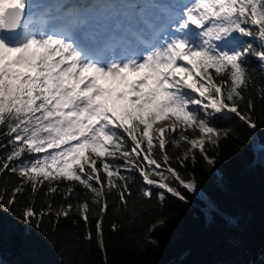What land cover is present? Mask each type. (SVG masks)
I'll list each match as a JSON object with an SVG mask.
<instances>
[{"label":"snow or ice","instance_id":"6c2138e0","mask_svg":"<svg viewBox=\"0 0 264 264\" xmlns=\"http://www.w3.org/2000/svg\"><path fill=\"white\" fill-rule=\"evenodd\" d=\"M27 7V0H0V178L18 177L10 187L0 185V212L19 213L36 229L53 226V235L73 211L86 226L94 215L98 244L106 251L102 223L117 204H110V194L126 208L135 174L146 185L145 198L153 187L184 202L185 193L198 191L195 175L185 180L168 163L166 144L186 142L214 166L217 157L204 152L203 134H211L215 145L227 136L219 125L233 116L256 128L246 61L255 56L264 67V0H190L174 13L180 34L142 58L117 55L131 45L128 37L100 43L88 32L76 35L86 19H68L71 12L53 17L39 3L31 13ZM234 34L252 38L259 50L241 46ZM132 36L146 43L138 33ZM258 96L264 100V86ZM173 118L186 128L173 122L155 129L154 140V124ZM166 172L179 188L152 178ZM57 196L67 202L55 204ZM158 198L164 200V193ZM204 202L210 216L219 214L210 192ZM92 238L89 227L84 239Z\"/></svg>","mask_w":264,"mask_h":264},{"label":"trees","instance_id":"16d2710c","mask_svg":"<svg viewBox=\"0 0 264 264\" xmlns=\"http://www.w3.org/2000/svg\"><path fill=\"white\" fill-rule=\"evenodd\" d=\"M151 1L155 0H132V12L139 16ZM110 2L117 5L116 0ZM234 35L241 46L252 43L259 50L252 38ZM246 63L254 82L247 94L255 99L251 119L256 128L247 127L235 116L223 120L219 126L227 136L219 137L215 145L204 141V152L217 157L214 166L207 165L199 149H190L186 142L177 148L166 144L168 163L185 180L195 175L200 195L185 193L184 202L165 189L153 187V196L145 198L142 191L146 185L135 174L131 184L134 194L126 208L118 204L116 193L110 194V204L112 200L117 204L102 223L106 251L98 244L94 215L86 226L79 212L73 211L68 219L60 220L53 235V226L45 224L36 229L25 225L19 213L0 212V264H170L175 259L173 264H264V100L258 96L259 87L264 86V67L251 55ZM177 127L186 128L183 124ZM188 134L192 135L191 129ZM153 150L158 151L155 145ZM152 178L179 188L167 172ZM16 183L15 175L0 178V185ZM67 186L61 184V188ZM76 188L81 194L85 192L78 184ZM161 192L164 200L158 198ZM208 192L219 205L216 216H210L205 207ZM66 202L55 198L57 205ZM89 227L93 238L85 240Z\"/></svg>","mask_w":264,"mask_h":264},{"label":"rangeland","instance_id":"374dc122","mask_svg":"<svg viewBox=\"0 0 264 264\" xmlns=\"http://www.w3.org/2000/svg\"><path fill=\"white\" fill-rule=\"evenodd\" d=\"M27 1L30 2V4H34L36 2L35 3L36 6L37 3L41 5L40 3L41 0H38L39 2H37V0H27ZM78 1L80 0H62V5H60L57 8H54L56 6V4L54 3L52 7L53 9L51 8V12L54 11L55 9H58L57 12H55V15L56 18H60V17H65L67 12H71L73 15H75V13L81 15V10H82L81 8H83L82 6L87 7L86 8L87 12L85 13L83 12L81 16L84 19H86L87 22L89 21L86 18V16H89L91 20L99 22V23H93L92 29L99 28L101 29V31H103V30H111L114 28L120 34L119 36H125L128 38L131 37L129 36V34L132 35L131 33L132 31H135V33L141 32V36L143 37L147 32L146 30L148 26L147 21L149 19H151V22L153 21V19L157 21L165 20L166 18L170 19L171 18L170 16L174 15L175 12L182 11L186 2H190V0H157V1L155 0L154 2L151 1L149 8L147 9L146 7L144 10H142L140 15L138 16L139 18L138 21H135L133 20L134 15L132 13L130 6L132 0H116L117 5L111 3L110 1L112 0H99V1L91 0V2L87 1L86 3H83L82 6L79 5ZM28 7L31 8V6ZM73 15L67 18L70 19L73 17ZM86 28L87 29L89 28L88 23L86 25ZM139 28H142V30L144 29L143 32L142 30L137 31ZM135 40L136 39L133 37V42H135ZM131 46L132 45H129V47ZM173 122L177 123V125L182 124L180 122L174 121V118L168 120L165 119L158 120L156 124H154L153 126L154 129L153 138L157 137L155 134V129H158L166 125H171ZM210 136L211 134H203L202 136L203 141L205 140L212 141V139H210ZM256 141L258 140L255 139V142ZM159 182L165 183L164 181H159ZM200 194L201 193H199V195Z\"/></svg>","mask_w":264,"mask_h":264},{"label":"bare ground","instance_id":"6f19581e","mask_svg":"<svg viewBox=\"0 0 264 264\" xmlns=\"http://www.w3.org/2000/svg\"><path fill=\"white\" fill-rule=\"evenodd\" d=\"M27 3H28V6H29V5H30V2L27 1ZM132 13H133V12H132ZM133 15H134V16H133V17H134L133 20L138 21V16H137L135 13H133ZM148 19H149V18H148ZM153 21H155V19H153ZM148 23L151 24V19H149V20L147 21V24H148ZM135 24H136V23H135ZM152 24H154V23H152ZM142 28H144V27H142ZM142 28H139L137 31H141ZM195 193H198V194L201 193L200 190H199V188H198V191L195 192Z\"/></svg>","mask_w":264,"mask_h":264},{"label":"water","instance_id":"95a60500","mask_svg":"<svg viewBox=\"0 0 264 264\" xmlns=\"http://www.w3.org/2000/svg\"><path fill=\"white\" fill-rule=\"evenodd\" d=\"M175 261H176V259L172 263H170V264H173Z\"/></svg>","mask_w":264,"mask_h":264}]
</instances>
